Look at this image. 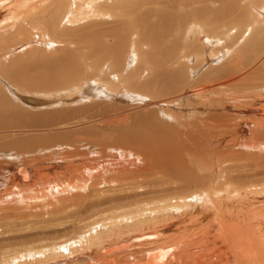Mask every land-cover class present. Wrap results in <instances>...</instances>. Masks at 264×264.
Here are the masks:
<instances>
[{"label":"bare ground","instance_id":"1","mask_svg":"<svg viewBox=\"0 0 264 264\" xmlns=\"http://www.w3.org/2000/svg\"><path fill=\"white\" fill-rule=\"evenodd\" d=\"M108 1L0 0V264H264V0Z\"/></svg>","mask_w":264,"mask_h":264},{"label":"rangeland","instance_id":"2","mask_svg":"<svg viewBox=\"0 0 264 264\" xmlns=\"http://www.w3.org/2000/svg\"><path fill=\"white\" fill-rule=\"evenodd\" d=\"M111 1H113V0H109L108 1V3L109 2H111ZM50 7H51V5H47V11L45 12V15L47 16V17H49L50 15H51V10H49L50 9ZM105 8V7H104ZM106 10H108V9H106ZM113 11H115V10H112V12ZM91 13H89V12H87L88 13V15H87V13H85L86 15L84 16V18L83 19H79V20H76L73 24H72V26L73 27H77L78 25H86V26H91V25H98L99 26V23H100V21H99V19H103V21L105 22V25L108 23V25H110V24H114V23H111L110 22V20H111V18H109V17H112L111 16V14L109 15V19H107V18H105V15L103 16V15H98V13H97V11L96 10H91L90 11ZM95 12V13H94ZM23 16V15H22ZM22 16L20 15L19 17L21 18H19L18 20H17V27H21V26H24V24L26 23V20H27V17H26V20H22ZM96 16V17H95ZM98 16V17H97ZM93 19H92V18ZM95 17V18H94ZM100 17V18H99ZM91 18V19H90ZM99 18V19H98ZM107 19V20H106ZM20 20V21H19ZM115 19L114 18H112V21H114ZM6 23H4L3 25H7V24H9L10 22H8V21H5ZM19 22V23H18ZM23 22V23H22ZM99 22V23H98ZM100 24H102V23H100ZM33 25V24H32ZM32 25H29L28 26V31L26 32L25 30H24V32H25V34H26V36L24 35L23 37H22V35L21 36H18V37H15L16 36V29L14 28V31L12 32H9L8 33V31L6 32V34L8 35V43L7 44H5V52H8V51H10V45H12V44H14V46H15V44H16V47H18V45H20V44H22V43H24L25 41H27V43L29 44L28 45V47L26 48V50L24 51V52H20V54H22V53H25V52H30V51H32V53L33 52H35V51H37L38 52V54H37V58L38 57H41V56H47V57H50L51 55H52V57H58V56H62V53L61 52H59V51H55V49L57 48V43H58V41H53V40H51L50 39V37L49 36H46V38L48 39V40H46V41H44V40H42L41 39V35L40 34H38V33H36L35 31H31V27H32ZM104 24L103 25H101V26H105ZM136 29V30H135ZM138 28H134L133 30H135L133 33H135L136 31H138L137 30ZM132 30V31H133ZM17 34H21V33H17ZM11 35V36H10ZM14 35V36H13ZM135 35H137V32L135 33ZM28 36V37H27ZM39 36V37H38ZM13 37V38H12ZM35 37V38H34ZM23 39V40H22ZM34 39V40H33ZM19 40V41H18ZM13 41V42H12ZM30 41V42H29ZM49 41V42H48ZM108 41V42H107ZM106 41V43H107V45L109 46V45H113L114 44V40L113 39H111V40H107ZM110 41V42H109ZM112 41V42H111ZM17 42V43H16ZM32 42V43H31ZM92 42H94V43H97L98 41H92ZM35 43V44H34ZM37 43V44H36ZM99 43V42H98ZM97 43V45H99ZM51 44V46H49V48H48V45H50ZM80 44H77V45H72L71 47H70V49H73V48H75L76 46L78 47ZM23 46H25L24 44H23ZM23 46H21L20 48H22ZM58 46H61V45H58ZM130 46V43H127L126 45H125V47L127 48H124V56H126V53H127V51H128V47ZM76 47V48H77ZM24 48V47H23ZM22 48V49H23ZM126 49V50H125ZM33 50H35V51H33ZM46 51V52H45ZM76 51H77V49H76ZM17 52V53H16ZM15 52V54H18L19 52L18 51H16ZM126 52V53H125ZM14 53V52H13ZM54 53V54H53ZM61 54V55H60ZM55 55V56H54ZM110 55V54H109ZM94 56L95 57H100L99 59H100V61H99V65L101 66V68L102 69H104V70H108V69H111V55H110V57L109 56H107V55H104L103 56V54L102 53H99V52H95L94 53ZM46 57V58H47ZM88 57V58H87ZM108 60H107V59ZM87 59H89V60H87ZM126 59V58H125ZM90 60H91V57L87 54L86 55V57L85 58H83L81 61H82V63H87V64H85V68L87 69V70H91V64H90ZM109 61V62H108ZM31 95V94H30ZM245 124H247V123H245ZM143 236H151V237H149V238H144V239H139V240H135V241H132V242H139V241H142V240H146V239H150V238H152V234H150V233H145V234H141V235H133L131 238H133V237H143Z\"/></svg>","mask_w":264,"mask_h":264}]
</instances>
